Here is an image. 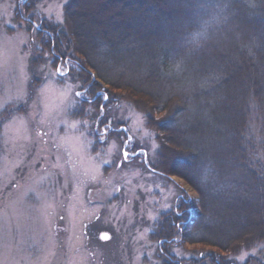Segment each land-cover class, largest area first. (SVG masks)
Returning a JSON list of instances; mask_svg holds the SVG:
<instances>
[{"label": "rangeland", "instance_id": "374dc122", "mask_svg": "<svg viewBox=\"0 0 264 264\" xmlns=\"http://www.w3.org/2000/svg\"><path fill=\"white\" fill-rule=\"evenodd\" d=\"M76 3L69 7L79 11L81 20L95 16L99 21L101 14L120 11L124 5L120 0ZM67 4L23 0L18 6L15 0H0V264H222L223 259L243 263L252 257L250 264L264 261V239H254L255 246L237 254L211 244L223 242L227 223L243 228H231L227 237L242 233L240 238L252 239L263 231L264 212L258 217L248 205L223 213L225 220L217 229L200 220L201 239L199 234L192 238L209 243H187L188 235L200 228L193 224V213L206 217L212 206L223 208L222 199L211 191L204 193L210 199L202 196L179 175L186 174L179 162L187 156H174L178 151L163 146L164 134L154 126L167 111L148 117L130 102L97 97L107 92L90 96L92 82L83 86L80 66L61 61L65 40L58 44L52 36L59 38L67 29ZM227 18L221 14L217 22ZM42 19L56 31H42ZM87 71L95 84L112 93L93 69ZM87 99L100 100L85 105ZM216 169L202 163L192 180L206 189H227L232 180L218 177ZM176 205L182 218L168 210ZM103 233L110 239L102 240ZM199 253L205 258H188Z\"/></svg>", "mask_w": 264, "mask_h": 264}, {"label": "trees", "instance_id": "16d2710c", "mask_svg": "<svg viewBox=\"0 0 264 264\" xmlns=\"http://www.w3.org/2000/svg\"><path fill=\"white\" fill-rule=\"evenodd\" d=\"M22 1L15 0L18 6ZM120 1L124 2L122 10L101 14L99 21L95 16L81 20L79 11L69 7L78 0H68L67 29L61 30L59 38L52 36L58 44L65 40L67 49L63 55L59 45L61 54L52 52L61 61L80 66L77 73L83 86L92 82L90 96L107 92L109 100L130 102L148 117L167 111L161 121L154 120V126L164 134L163 146L178 151L174 156H187L179 162L186 174L178 171L179 175L201 195L217 194L224 205L212 206L206 217L193 213V224L200 228L188 235L187 243L201 239L204 225L200 220H205V227L217 229L225 220L223 213L232 210L233 214L240 205H248L259 217L258 213L264 212V0ZM221 14L228 16L223 23L217 22ZM42 21V31L54 30L48 21ZM88 69H93L112 93L95 84ZM99 100L84 104L94 105ZM204 158L202 163L217 168L218 177L232 180L227 189H206L200 181L192 180ZM262 224L264 227V221ZM224 225L228 231L221 233L223 242L211 244L225 253L237 254L255 246L254 239H264V229L252 239L240 238L245 236L242 233L227 237L231 228H243ZM220 261L250 264L253 257L243 263Z\"/></svg>", "mask_w": 264, "mask_h": 264}, {"label": "snow or ice", "instance_id": "6c2138e0", "mask_svg": "<svg viewBox=\"0 0 264 264\" xmlns=\"http://www.w3.org/2000/svg\"><path fill=\"white\" fill-rule=\"evenodd\" d=\"M77 96H80L81 95V93L78 91V92H76L75 93ZM102 99L103 100H105V101H108L109 100V96L108 95H106V94H104V95H102ZM125 158L127 159V156H128V153L127 152H125ZM168 210H170V211H172L173 212V214L175 215V216H177V217H179V218H182V213H181V211H180V206L179 205H176L174 208H170V209H168ZM102 240H108V239H110V236L107 234V233H103L102 235H101V237H100ZM205 255L206 254H204V253H199V254H196V255H194V256H190V257H188L189 259H194V260H197V261H199V260H202L203 258H205Z\"/></svg>", "mask_w": 264, "mask_h": 264}]
</instances>
